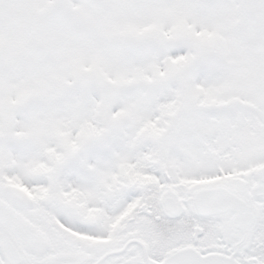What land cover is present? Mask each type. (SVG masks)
<instances>
[{"label": "snow or ice", "instance_id": "6c2138e0", "mask_svg": "<svg viewBox=\"0 0 264 264\" xmlns=\"http://www.w3.org/2000/svg\"><path fill=\"white\" fill-rule=\"evenodd\" d=\"M0 264H264V0H0Z\"/></svg>", "mask_w": 264, "mask_h": 264}]
</instances>
